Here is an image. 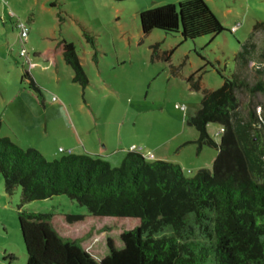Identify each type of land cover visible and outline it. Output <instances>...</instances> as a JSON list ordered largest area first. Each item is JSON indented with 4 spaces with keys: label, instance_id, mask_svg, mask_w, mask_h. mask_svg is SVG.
Returning a JSON list of instances; mask_svg holds the SVG:
<instances>
[{
    "label": "rangeland",
    "instance_id": "1",
    "mask_svg": "<svg viewBox=\"0 0 264 264\" xmlns=\"http://www.w3.org/2000/svg\"><path fill=\"white\" fill-rule=\"evenodd\" d=\"M180 1L0 0L1 134L21 149H36L47 161L72 152L99 155L113 168L136 146L147 160L176 163L192 177L199 169L212 170L218 151L204 147L198 154L188 143L198 132L187 120L200 108L203 91L229 80L238 85L233 126H248L244 143L261 156L264 170V92L255 89L264 88V30L255 28L264 21V0H204L226 28L212 41L184 40L158 29L142 33V11ZM19 25L27 29L25 40ZM85 33L94 38L95 48ZM64 39L74 43L81 59L89 80L85 89L72 82L73 70L62 56L54 65L36 56ZM191 75L194 81L200 78L199 90L190 87ZM220 128L207 126L216 142L224 135H217ZM99 144L106 147L102 154ZM232 147L227 158L239 151ZM19 205L20 189L5 193L0 174V264L27 261ZM21 210L88 215L67 196L33 201ZM112 228L110 220L89 221L70 236L100 260L109 253V241L122 248Z\"/></svg>",
    "mask_w": 264,
    "mask_h": 264
},
{
    "label": "trees",
    "instance_id": "2",
    "mask_svg": "<svg viewBox=\"0 0 264 264\" xmlns=\"http://www.w3.org/2000/svg\"><path fill=\"white\" fill-rule=\"evenodd\" d=\"M139 20L144 35L158 29L179 33L184 40L212 41L226 30L204 0L148 9ZM258 27L264 30V21ZM85 37L95 48L94 38ZM36 56L53 65L62 56L73 70L72 82L88 86L74 43L61 40ZM25 77L39 93L28 72ZM193 79H187L190 87L199 90L200 78ZM237 88L226 80L216 90L203 91L200 108L187 120L198 132L188 142L197 153L204 147L218 151L212 170L199 169L192 177H185L176 163L147 160L142 150H129L114 168L99 155L71 152L47 161L36 149H21L3 136L0 118V174L5 193L20 189L18 220L26 264H264V170L261 156L244 143L248 126H233ZM255 89L264 92L260 85ZM211 123L224 129L220 142L208 133ZM231 146L239 151L227 158ZM55 196H67L86 207L88 215L55 217L21 210ZM103 220L112 222L122 248L109 241L108 255L98 260L70 233L78 225Z\"/></svg>",
    "mask_w": 264,
    "mask_h": 264
},
{
    "label": "built area",
    "instance_id": "3",
    "mask_svg": "<svg viewBox=\"0 0 264 264\" xmlns=\"http://www.w3.org/2000/svg\"><path fill=\"white\" fill-rule=\"evenodd\" d=\"M19 27L21 28V39L25 40L26 36H27V29L23 26V25H19ZM224 132V129L221 127L219 131H217V135H220ZM132 150H137V151H141V148H138L136 146L132 147ZM64 150L61 149V152H63Z\"/></svg>",
    "mask_w": 264,
    "mask_h": 264
},
{
    "label": "crops",
    "instance_id": "4",
    "mask_svg": "<svg viewBox=\"0 0 264 264\" xmlns=\"http://www.w3.org/2000/svg\"><path fill=\"white\" fill-rule=\"evenodd\" d=\"M6 136V135H5ZM106 151V147L104 146V145H98V153L99 154H102L103 152H105ZM72 153V152H71ZM154 159L156 160V158L154 157ZM153 159V160H154Z\"/></svg>",
    "mask_w": 264,
    "mask_h": 264
}]
</instances>
